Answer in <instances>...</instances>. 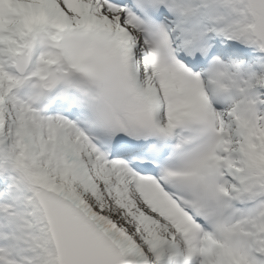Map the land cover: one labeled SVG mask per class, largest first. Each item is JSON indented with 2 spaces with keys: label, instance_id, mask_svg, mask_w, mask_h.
Segmentation results:
<instances>
[{
  "label": "snow or ice",
  "instance_id": "obj_1",
  "mask_svg": "<svg viewBox=\"0 0 264 264\" xmlns=\"http://www.w3.org/2000/svg\"><path fill=\"white\" fill-rule=\"evenodd\" d=\"M0 264H264V0H0Z\"/></svg>",
  "mask_w": 264,
  "mask_h": 264
}]
</instances>
